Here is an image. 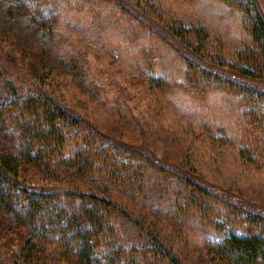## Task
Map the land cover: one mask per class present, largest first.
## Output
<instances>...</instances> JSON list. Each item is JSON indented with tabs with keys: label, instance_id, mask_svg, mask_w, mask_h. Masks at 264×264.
I'll return each instance as SVG.
<instances>
[{
	"label": "trees",
	"instance_id": "trees-1",
	"mask_svg": "<svg viewBox=\"0 0 264 264\" xmlns=\"http://www.w3.org/2000/svg\"><path fill=\"white\" fill-rule=\"evenodd\" d=\"M222 1L240 11L258 71L227 66L233 76L213 79L234 92L263 130L264 20L255 0ZM62 2L0 0V264H195L154 224L170 209L158 207L166 195L150 189L141 163L119 158L94 123L60 94L56 73L87 89L92 85L78 62L60 54L66 37L58 19ZM168 30L176 46L198 54L209 37L176 22ZM15 58L31 69H19L27 78L12 69ZM187 63L189 71L210 77L194 61ZM82 100L76 98L81 106ZM180 185L189 186L186 179ZM172 191L176 201L182 190L174 185ZM238 212L234 230L207 245L196 264H264V215Z\"/></svg>",
	"mask_w": 264,
	"mask_h": 264
},
{
	"label": "rangeland",
	"instance_id": "rangeland-1",
	"mask_svg": "<svg viewBox=\"0 0 264 264\" xmlns=\"http://www.w3.org/2000/svg\"><path fill=\"white\" fill-rule=\"evenodd\" d=\"M255 2L264 20V0ZM58 19L66 29L60 54L78 62L92 84L56 73L60 94L119 158L141 163L153 192L166 195L158 207L170 210L153 221L182 257L200 263L207 245L234 230L238 209L264 215V129L213 79L233 76L227 66L258 71L239 10L222 0H64ZM172 22L208 33L199 54L175 45ZM187 60L210 77L189 71ZM19 62L12 69L27 78L19 69H31ZM192 184L208 194L193 192ZM174 185L182 190L176 201Z\"/></svg>",
	"mask_w": 264,
	"mask_h": 264
}]
</instances>
